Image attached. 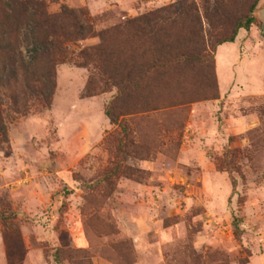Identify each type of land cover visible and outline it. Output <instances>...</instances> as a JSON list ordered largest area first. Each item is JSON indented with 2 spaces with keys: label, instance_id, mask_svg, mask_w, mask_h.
Segmentation results:
<instances>
[{
  "label": "rangeland",
  "instance_id": "374dc122",
  "mask_svg": "<svg viewBox=\"0 0 264 264\" xmlns=\"http://www.w3.org/2000/svg\"><path fill=\"white\" fill-rule=\"evenodd\" d=\"M44 1L97 31L185 1L199 19L158 13L162 33L137 44L153 69L122 101L100 80L87 97L73 63L48 109L1 98L0 264H264V0H210L207 16L205 0ZM167 37L210 63L163 69Z\"/></svg>",
  "mask_w": 264,
  "mask_h": 264
},
{
  "label": "trees",
  "instance_id": "16d2710c",
  "mask_svg": "<svg viewBox=\"0 0 264 264\" xmlns=\"http://www.w3.org/2000/svg\"><path fill=\"white\" fill-rule=\"evenodd\" d=\"M209 1L204 2L205 15L210 11ZM181 6L178 9L180 6L172 5L97 31L85 9L63 8L58 13H51L44 0H0V122H3L2 97L17 105L22 103L26 111L33 103L50 108L56 89V69L64 63L89 69L87 97L96 95L94 87L98 80L106 87L117 88L119 100L131 97L143 87L145 77L153 69L150 71L149 67L146 69L141 65L137 44L142 38L155 39L162 33L159 22L165 18L158 13L171 11L181 16L196 12L199 19V12L193 4L185 1ZM214 11L220 15L218 6ZM254 23L251 13L240 18L232 35L217 41L216 47L234 43L238 32L241 29L249 31ZM91 39H99L100 43L86 46ZM166 39L167 43L162 46L165 54L158 58L163 69L166 64L168 67L170 64L210 63L206 51L183 50L184 47L174 44L169 37ZM23 48L30 54L29 60H26ZM106 114L113 123H118L113 106Z\"/></svg>",
  "mask_w": 264,
  "mask_h": 264
},
{
  "label": "crops",
  "instance_id": "0c3cea01",
  "mask_svg": "<svg viewBox=\"0 0 264 264\" xmlns=\"http://www.w3.org/2000/svg\"><path fill=\"white\" fill-rule=\"evenodd\" d=\"M235 43V42H234ZM229 44H232V43H229ZM224 45H222V46H220V48H219V52H220V50H221V48L223 47ZM249 60V59H248Z\"/></svg>",
  "mask_w": 264,
  "mask_h": 264
},
{
  "label": "water",
  "instance_id": "95a60500",
  "mask_svg": "<svg viewBox=\"0 0 264 264\" xmlns=\"http://www.w3.org/2000/svg\"><path fill=\"white\" fill-rule=\"evenodd\" d=\"M263 31H264V26H263Z\"/></svg>",
  "mask_w": 264,
  "mask_h": 264
}]
</instances>
